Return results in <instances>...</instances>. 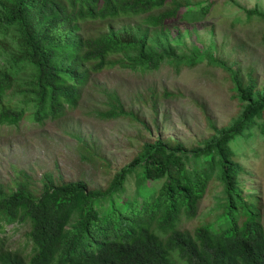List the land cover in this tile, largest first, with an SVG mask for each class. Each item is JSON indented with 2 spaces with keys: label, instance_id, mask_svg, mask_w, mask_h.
<instances>
[{
  "label": "trees",
  "instance_id": "obj_1",
  "mask_svg": "<svg viewBox=\"0 0 264 264\" xmlns=\"http://www.w3.org/2000/svg\"><path fill=\"white\" fill-rule=\"evenodd\" d=\"M191 3L0 0V125L63 116L67 106L77 105L90 73L114 64L149 71L164 61L202 60L207 54L180 57L176 46L183 34L177 29L172 35L166 26L177 16L201 20L212 6L194 4L196 12L188 18ZM141 14L140 23L111 25L118 16ZM90 21L104 26L86 34ZM228 70L241 110L229 125L210 122L214 133L199 145L160 137L144 141L104 188H90L82 179L56 182L50 174L38 192L27 175L13 186L0 183V264H264V220L259 205L243 196V168L236 160L244 143L264 134V84L258 86L251 72L244 82ZM96 114L136 118L115 91ZM130 177L133 192L126 187ZM213 177L223 186L216 219L181 228L183 218L197 215ZM16 225L28 230L12 246Z\"/></svg>",
  "mask_w": 264,
  "mask_h": 264
},
{
  "label": "rangeland",
  "instance_id": "obj_2",
  "mask_svg": "<svg viewBox=\"0 0 264 264\" xmlns=\"http://www.w3.org/2000/svg\"><path fill=\"white\" fill-rule=\"evenodd\" d=\"M191 1L188 18L196 12L194 4L211 1L212 6L195 22L179 16L166 21L172 35L177 29L183 34L176 52L190 58L207 54L216 62L205 55L195 64L164 61L157 70L139 71L114 64L90 73L77 105L67 106L63 116L43 122L24 117L17 125H0V183L13 186L27 175L38 192L44 175L50 174L56 182L82 179L90 188H104L144 141L160 137L192 147L214 133L210 122L217 127L229 125L241 104L228 68L237 71L244 82L251 72L258 86L264 84V0ZM249 9L254 13L249 14ZM144 17L121 15L113 18L111 25L140 23ZM103 26L90 21L83 31L90 34ZM111 91L136 118L128 115L107 120L96 114V110L107 108ZM236 160L243 168L239 174L243 196L259 205L264 220V134L244 143ZM126 187L133 192L134 178L128 179ZM222 198L221 180L213 177L197 215L183 218L179 226L193 230L214 221ZM27 230V226H11L9 244L17 246Z\"/></svg>",
  "mask_w": 264,
  "mask_h": 264
}]
</instances>
